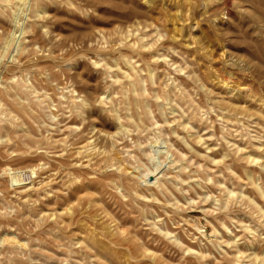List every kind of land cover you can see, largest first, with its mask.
I'll return each instance as SVG.
<instances>
[{
    "label": "rangeland",
    "instance_id": "rangeland-1",
    "mask_svg": "<svg viewBox=\"0 0 264 264\" xmlns=\"http://www.w3.org/2000/svg\"><path fill=\"white\" fill-rule=\"evenodd\" d=\"M240 1L0 0V264L264 263Z\"/></svg>",
    "mask_w": 264,
    "mask_h": 264
},
{
    "label": "bare ground",
    "instance_id": "bare-ground-1",
    "mask_svg": "<svg viewBox=\"0 0 264 264\" xmlns=\"http://www.w3.org/2000/svg\"><path fill=\"white\" fill-rule=\"evenodd\" d=\"M219 1H221L219 4H217L218 5V8H226V10H227V8L230 6V5H233L234 7H237V5H240V3H239V1H237V0H219ZM240 2H244V4L247 6V8H248V10H249V12L251 13V14H249V15H251L255 20H258L259 22L258 23H260L261 22V27L260 28H258V27H256L257 28V30L258 29H261L262 31H258V32H262V35H260V37L258 36V38L255 40V41H253L254 43L256 42V44L254 45H252V44H249L248 42H247V45H245L244 46V50L246 51V56H247V60L251 63V65L253 66L252 67V70H251V73H256V74H258V75H260L262 78H264V0H242V1H240ZM212 3V2H211ZM246 8V9H247ZM228 12V14H232L230 11H227ZM230 12V13H229ZM246 15H247V13H246ZM248 16V15H247ZM246 16V17H247ZM249 17V16H248ZM249 19H250V17H249ZM248 19V20H249ZM251 20V19H250ZM245 21H247V20H244V23H245ZM253 21V20H252ZM252 21H251V24H253L252 23ZM247 23V22H246ZM245 23V24H246ZM254 24H255V22H254ZM248 25H250V24H248ZM246 26V25H245ZM252 26V25H251ZM257 26V25H256ZM253 27V26H252ZM255 27V26H254ZM253 27V28H254ZM250 28V27H249ZM247 29H245V32H247L246 31ZM250 31V30H249ZM248 31V32H249ZM252 31V30H251ZM255 31H256V29H255ZM254 31V32H255ZM244 32V31H243ZM251 33V32H250ZM253 33V32H252ZM251 33V34H252ZM247 34V33H246ZM258 34V33H257ZM251 36V35H250ZM177 37V36H176ZM247 37V36H246ZM256 37V36H255ZM248 62V63H249ZM133 67V66H132ZM151 70V69H150ZM250 73V72H249ZM251 75V74H250ZM252 77V76H251ZM144 80V79H143ZM236 84V83H235ZM231 87V86H230ZM248 87V86H247ZM170 88V87H169ZM135 89V88H134ZM239 89V88H238ZM248 89V88H247ZM250 89V88H249ZM248 89V90H249ZM134 92H135V90H134ZM240 92V91H239ZM242 92V91H241ZM139 107V106H138ZM138 113V112H137ZM255 154V153H254ZM248 155V154H247ZM260 157H262L261 155H254V156H252L251 158H250V161H256L257 163H259V164H261L262 165V167L264 166V161L263 162H259V159H260ZM15 173L16 172H11V174L13 175V177H15V181H17V182H20L21 180H23V178L21 179V178H18V177H16V175H15ZM32 173H34V171L32 170ZM158 174V173H157ZM9 175V174H8ZM251 175V174H250ZM14 180V179H13ZM149 182V181H148ZM153 182H155L154 180L153 181H151L150 183H153ZM14 183H16V182H14ZM222 184V183H221ZM259 184V183H258ZM229 228V227H228ZM253 231H255L254 229H253ZM237 234H239V233H237ZM12 238V237H11ZM223 238V237H222ZM234 239V238H233ZM229 241V240H228ZM25 246V245H24ZM240 248V247H239ZM239 248H238V250H239ZM239 254V253H238ZM203 257V256H202ZM258 257V256H257ZM106 258V257H105ZM262 260V259H261ZM256 261V260H255ZM259 262H260V259H259ZM262 262V264H264L263 263V261H261ZM258 264V263H257Z\"/></svg>",
    "mask_w": 264,
    "mask_h": 264
}]
</instances>
